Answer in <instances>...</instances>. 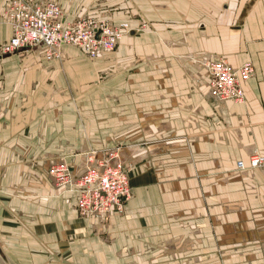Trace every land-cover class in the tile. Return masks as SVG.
Wrapping results in <instances>:
<instances>
[{
	"label": "crops",
	"instance_id": "obj_1",
	"mask_svg": "<svg viewBox=\"0 0 264 264\" xmlns=\"http://www.w3.org/2000/svg\"><path fill=\"white\" fill-rule=\"evenodd\" d=\"M50 1L130 32L95 59L0 62V264H264V168L236 169L264 156V0ZM209 60L252 64L243 103L211 98ZM114 151L131 198L79 216L49 167Z\"/></svg>",
	"mask_w": 264,
	"mask_h": 264
},
{
	"label": "built area",
	"instance_id": "obj_2",
	"mask_svg": "<svg viewBox=\"0 0 264 264\" xmlns=\"http://www.w3.org/2000/svg\"><path fill=\"white\" fill-rule=\"evenodd\" d=\"M4 23L10 30V38L0 43L2 59L21 53L40 50L50 61L61 57L63 47L71 46L95 59L113 51L123 36L130 32L127 23L110 24L93 16L66 23L61 8L50 0H9L5 7ZM209 76V95L216 102L241 104L245 101V83L254 69L251 63L233 68L224 61H206L203 64ZM117 152L88 165L80 175H75L68 164L57 162L48 169L55 188L71 192L76 197L79 216L104 220L123 212L131 198V186L127 170L119 164ZM264 168V156L251 155L248 164L239 161L236 169L243 171Z\"/></svg>",
	"mask_w": 264,
	"mask_h": 264
},
{
	"label": "rangeland",
	"instance_id": "obj_3",
	"mask_svg": "<svg viewBox=\"0 0 264 264\" xmlns=\"http://www.w3.org/2000/svg\"><path fill=\"white\" fill-rule=\"evenodd\" d=\"M107 21H108V20H107ZM108 22H109L110 24H112V22H111V21H108ZM115 49H116V48H115ZM115 49H114V50H115Z\"/></svg>",
	"mask_w": 264,
	"mask_h": 264
},
{
	"label": "bare ground",
	"instance_id": "obj_4",
	"mask_svg": "<svg viewBox=\"0 0 264 264\" xmlns=\"http://www.w3.org/2000/svg\"><path fill=\"white\" fill-rule=\"evenodd\" d=\"M201 119V118H200ZM102 156V155H101ZM88 217H91V216H88Z\"/></svg>",
	"mask_w": 264,
	"mask_h": 264
}]
</instances>
